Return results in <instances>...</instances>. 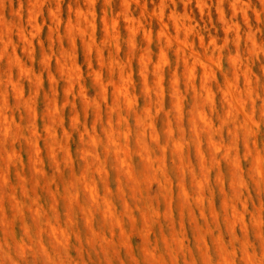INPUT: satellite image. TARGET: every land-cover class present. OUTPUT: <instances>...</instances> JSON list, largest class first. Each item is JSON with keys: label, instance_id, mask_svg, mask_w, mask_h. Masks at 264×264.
<instances>
[{"label": "clouds", "instance_id": "1", "mask_svg": "<svg viewBox=\"0 0 264 264\" xmlns=\"http://www.w3.org/2000/svg\"><path fill=\"white\" fill-rule=\"evenodd\" d=\"M0 264H264V0H0Z\"/></svg>", "mask_w": 264, "mask_h": 264}]
</instances>
